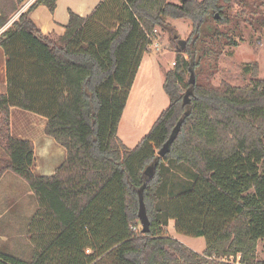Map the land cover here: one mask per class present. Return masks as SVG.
I'll list each match as a JSON object with an SVG mask.
<instances>
[{"label":"trees","instance_id":"1","mask_svg":"<svg viewBox=\"0 0 264 264\" xmlns=\"http://www.w3.org/2000/svg\"><path fill=\"white\" fill-rule=\"evenodd\" d=\"M25 1L0 0L6 69L0 178L10 171L34 194L37 210L28 226L34 249L30 262L0 254V264H264L257 257L264 241V78L256 64L245 68L250 80L242 87L202 85L193 73L209 57L217 71L222 50L204 38L210 33L219 42L221 33L207 24L227 28L233 18L225 5L232 0H102L86 18L70 13L57 41L30 18L38 5L53 12L56 0H36L8 25ZM168 19L191 23L184 49ZM159 31L177 43L163 82L169 104L129 149L118 124ZM11 108L44 117L45 135L65 149L53 176L32 173L34 146L12 137ZM165 162L189 170L180 188L168 185V194ZM140 200L148 233L141 232ZM169 221L179 234L203 237L204 251L167 235Z\"/></svg>","mask_w":264,"mask_h":264},{"label":"rangeland","instance_id":"2","mask_svg":"<svg viewBox=\"0 0 264 264\" xmlns=\"http://www.w3.org/2000/svg\"><path fill=\"white\" fill-rule=\"evenodd\" d=\"M169 1L179 2V0ZM259 5V0H232L229 5H225L230 8L229 13L233 18L227 28L218 27L212 21L207 24V28L217 29L221 33L219 42L217 39L212 40L211 34L207 33V37L204 38L207 46L213 49L221 48L222 52L216 60L217 71L215 73L212 72L213 65H215L212 57L204 59L200 67L193 68L197 83L202 85L209 83L211 86L217 87L221 82H225L233 87H242L250 80V73H247L245 68L254 64L258 67V76L264 78V26L260 25L264 24V6ZM169 21L170 25L176 29L177 41H186L192 30L191 23L185 19H170ZM237 22L238 28L235 29ZM225 36L232 38L236 42V46H231ZM170 38L171 35L168 33L159 31L154 41L158 45V49H151L143 55V60L134 78L117 130L118 138L129 149H133L137 145L149 132L161 112L168 107L169 100L163 90L164 75L174 66L177 46V43L174 45ZM2 78L3 75L0 74V85ZM187 80H189V75ZM0 155L3 154L0 153ZM164 168L167 184L163 189L164 194L169 193L168 185L176 190L188 179L189 170L185 166H176L173 163L165 162ZM18 180L21 184L20 188L28 189V185L24 181ZM164 194L161 193L162 198ZM20 195L21 197L25 196V192L21 191ZM26 199L24 204L15 206V209L10 212L11 214L4 218L7 220L17 214L14 220L17 223H10L6 227L9 240L0 243V250L2 247L4 249L0 252L30 262L34 246L28 233L31 220L28 215L32 210L34 211L36 203L32 198ZM10 205L13 203L10 202ZM172 222L169 221L164 228L167 235L196 253H201L205 249L206 244L203 237L179 234L175 231ZM257 257L259 260H264V241L259 244Z\"/></svg>","mask_w":264,"mask_h":264},{"label":"crops","instance_id":"3","mask_svg":"<svg viewBox=\"0 0 264 264\" xmlns=\"http://www.w3.org/2000/svg\"><path fill=\"white\" fill-rule=\"evenodd\" d=\"M35 2L36 0H26L21 6L20 13L25 12ZM100 2H102V0H56L55 9L53 12H51L45 5H38L32 9L30 13V18L43 35L49 36L54 41H57L65 33V27L68 24L70 13L77 15L81 18H86L92 14L94 9L99 5ZM173 3L178 2L176 1ZM19 14H17V16L12 19L11 22L16 20ZM169 20L170 19H168L167 21L169 24H171ZM11 22L8 23V25H10ZM2 31L3 30H0V33ZM0 74L3 75V78L1 79L2 83L0 85V93L4 94L6 92V69L5 57L1 48ZM46 122L47 120L39 115L22 111L17 108L10 109L11 135L13 138L32 142L34 146V162L31 171L37 177L53 176L57 169L65 162L67 157L65 149L59 144H57L54 139L45 135L44 130ZM18 179L20 178L10 171L5 172L0 178L1 244L9 240L8 233L6 232L7 225L10 223H17L14 221L17 217V214H15L16 217L14 215L12 218L4 220V218L11 214L10 212L15 209V206L24 204L27 200L26 198H32L34 199L36 204L34 211L32 210L30 215H28V218L31 219L37 210V202L34 197V194L30 190L29 186H27L28 189L20 188L19 186H21V184ZM21 191L25 192V196L21 197ZM10 202L13 203V205H10ZM172 223L174 226V222ZM260 243H262V241L258 243L257 253ZM2 250H4L3 247L0 251ZM0 254L9 255L2 252H0Z\"/></svg>","mask_w":264,"mask_h":264},{"label":"water","instance_id":"4","mask_svg":"<svg viewBox=\"0 0 264 264\" xmlns=\"http://www.w3.org/2000/svg\"><path fill=\"white\" fill-rule=\"evenodd\" d=\"M188 1L189 0H180V3H186ZM174 38H177V37L175 36ZM177 42H178V46L181 49H184L185 41L178 40ZM168 147H169V142L166 143L164 145V147L162 148V150L159 152V157L164 156V154L168 151ZM138 218H139V222H140V226H141V232L142 233H148L149 232V221H148V218L146 216V211H145L142 200H140V204H139Z\"/></svg>","mask_w":264,"mask_h":264},{"label":"built area","instance_id":"5","mask_svg":"<svg viewBox=\"0 0 264 264\" xmlns=\"http://www.w3.org/2000/svg\"><path fill=\"white\" fill-rule=\"evenodd\" d=\"M20 13V12H19ZM18 13V14H19ZM154 33H157V30H154ZM151 49L153 50H157L158 49V45L154 43V41L152 42V44L148 47V51H150Z\"/></svg>","mask_w":264,"mask_h":264}]
</instances>
